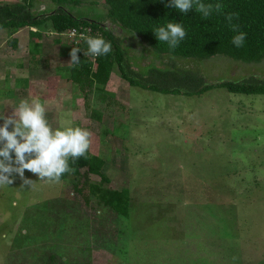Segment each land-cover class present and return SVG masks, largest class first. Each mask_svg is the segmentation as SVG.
<instances>
[{"label":"rangeland","instance_id":"1","mask_svg":"<svg viewBox=\"0 0 264 264\" xmlns=\"http://www.w3.org/2000/svg\"><path fill=\"white\" fill-rule=\"evenodd\" d=\"M55 6L37 0L35 8ZM67 8L111 22L104 0ZM96 36L105 37L84 25L59 33L51 20L0 29V110L11 115L21 100L38 98L53 127L88 129L106 177L90 181L128 188L130 214L119 216L98 195L87 202L74 189L77 176L50 182L26 170L32 184L24 185L13 174L0 187V264H264V94H166L131 85L118 65L100 82L96 56L84 55ZM136 42L131 52L141 55ZM73 47L92 63L80 81L71 71L81 62L69 64ZM179 64L211 82L264 76V59Z\"/></svg>","mask_w":264,"mask_h":264},{"label":"trees","instance_id":"2","mask_svg":"<svg viewBox=\"0 0 264 264\" xmlns=\"http://www.w3.org/2000/svg\"><path fill=\"white\" fill-rule=\"evenodd\" d=\"M109 5V23L85 16H77L68 4H80L81 0H54V8L37 10V0H21L0 4V29H20L40 27L51 20L53 28L59 33L81 25L100 28L104 38L111 42L112 51L106 56H96L95 77L106 82L113 66L118 65L124 79L131 85L166 94L185 96L202 95L216 87L226 88L237 94H264V76L251 75L242 79H221L206 81L203 74L184 68L179 64L188 59H211L223 55L237 61L257 63L264 59V0H220V12L204 18L195 9L187 14L173 8L170 0H104ZM215 4L217 0H205ZM229 13L235 14L231 23ZM182 22L187 36L181 44L170 49L159 42L153 29L167 22ZM233 25H236L234 30ZM247 34L242 47L232 43L238 32ZM142 46L141 55L131 52L132 41ZM59 41V40H58ZM80 68H72V76L80 81L81 75L91 74L92 63L81 53ZM35 60V58H33ZM141 59H150L141 66ZM142 60V61H143ZM105 160L88 153L77 160L70 161L71 171L63 174L60 181L74 175V189L84 195L89 202L91 195L100 198L108 209L119 216L130 214V191L111 189L90 181V174L103 176Z\"/></svg>","mask_w":264,"mask_h":264},{"label":"clouds","instance_id":"3","mask_svg":"<svg viewBox=\"0 0 264 264\" xmlns=\"http://www.w3.org/2000/svg\"><path fill=\"white\" fill-rule=\"evenodd\" d=\"M173 8L187 14L195 9L202 17L208 18L213 12H220L223 4L205 0H170ZM235 14L229 13L227 20L232 22ZM236 25H233L234 30ZM153 32L159 42H164L170 49L177 48L187 36L182 22L169 21L158 26ZM247 34L238 32L232 39L236 47H242ZM87 52L84 55L106 56L112 51L111 42L102 36L86 39ZM78 47L70 52V65L81 61ZM11 115L0 110V187L11 185L18 175L24 185H31L32 180L25 176V171L38 175L40 180L59 182L66 172L71 171L70 161L85 156L91 146V132L83 127L71 126L70 123L53 127L47 117V108L40 99H23L13 106ZM16 174V175H13Z\"/></svg>","mask_w":264,"mask_h":264},{"label":"built area","instance_id":"4","mask_svg":"<svg viewBox=\"0 0 264 264\" xmlns=\"http://www.w3.org/2000/svg\"><path fill=\"white\" fill-rule=\"evenodd\" d=\"M72 34H74V33H72Z\"/></svg>","mask_w":264,"mask_h":264}]
</instances>
